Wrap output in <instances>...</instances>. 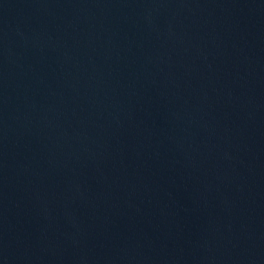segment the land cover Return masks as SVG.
Segmentation results:
<instances>
[{
	"label": "water",
	"instance_id": "1",
	"mask_svg": "<svg viewBox=\"0 0 264 264\" xmlns=\"http://www.w3.org/2000/svg\"><path fill=\"white\" fill-rule=\"evenodd\" d=\"M0 264H264V0H0Z\"/></svg>",
	"mask_w": 264,
	"mask_h": 264
}]
</instances>
